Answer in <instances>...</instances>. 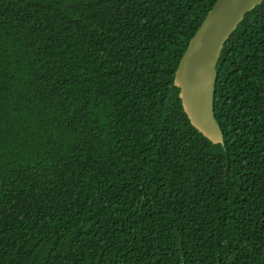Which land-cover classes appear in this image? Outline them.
<instances>
[{
  "label": "trees",
  "instance_id": "16d2710c",
  "mask_svg": "<svg viewBox=\"0 0 264 264\" xmlns=\"http://www.w3.org/2000/svg\"><path fill=\"white\" fill-rule=\"evenodd\" d=\"M217 0H0V264H264V1L196 131L173 85Z\"/></svg>",
  "mask_w": 264,
  "mask_h": 264
},
{
  "label": "water",
  "instance_id": "95a60500",
  "mask_svg": "<svg viewBox=\"0 0 264 264\" xmlns=\"http://www.w3.org/2000/svg\"><path fill=\"white\" fill-rule=\"evenodd\" d=\"M264 0H217L188 42L173 85L191 126L213 144L223 136L214 115L216 66L224 44L245 15Z\"/></svg>",
  "mask_w": 264,
  "mask_h": 264
}]
</instances>
